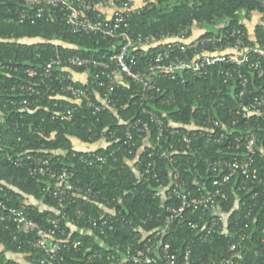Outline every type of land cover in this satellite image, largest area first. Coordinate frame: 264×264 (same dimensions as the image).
Wrapping results in <instances>:
<instances>
[{
  "label": "built area",
  "instance_id": "2783aa9c",
  "mask_svg": "<svg viewBox=\"0 0 264 264\" xmlns=\"http://www.w3.org/2000/svg\"><path fill=\"white\" fill-rule=\"evenodd\" d=\"M149 2L151 0H0V16L12 23L51 22L63 27V33L95 36L99 42H118L113 45L112 54L106 51L100 57L73 54L45 60L37 53L35 63L31 65L0 57V97L5 94L4 83L10 89L9 95H3L5 108L12 107L24 117L26 114L35 115L41 107H45L52 122L68 120L84 109L101 122L106 113L118 117L119 102L122 100L117 96L118 89L129 87L131 80L136 84L139 97L135 104L141 109L140 115L135 118L128 115L126 121L120 119L107 125L102 129L105 135L94 143H88L96 147L85 150L70 165L61 157L54 158L64 154V151L34 150L24 144L6 154L11 165L27 170L34 178H43L46 184L42 191L56 200L55 215L49 213L42 220L35 219L31 212V209L34 210L31 205L34 204L27 199L32 196L18 190L16 195L12 187L0 179V224L12 234V241L19 243L20 247L39 250L41 255L37 261L40 264H87L92 261L90 256H85L87 259L80 262L67 259L63 254L73 250L79 252L83 248L85 252L92 249L73 234L77 221L87 215L80 207L74 213L69 211V206L78 200L99 205L96 214L87 215L86 223L91 234L95 231L109 239L117 231L116 225L127 223L122 211L117 212L108 197L104 196L105 202L100 201L103 196L101 190L75 180V168L77 163L86 168L108 165L116 159L121 147L134 154L137 147L134 133L148 134L142 139L143 147L139 151L148 149L147 158L144 163L138 160L129 162L136 165L141 181L155 183L154 195L163 198L166 206L162 213L155 216L158 225L150 232L143 230V238L135 235L127 244L113 245V252L108 256L109 264H201L193 258L190 247L179 259L171 241L166 240L173 227L187 225L199 230L204 240H210L215 235L229 239L228 254L221 256L220 264H247V241L257 230L252 229L250 221L260 195L254 189L264 185V91L248 97L251 94L249 73L258 80L264 78V35L258 38L256 29L252 35L238 26L214 34H207L211 30L203 29L197 35H189L196 27L192 25L183 26L174 33L137 34L132 29L131 16L140 8V3L146 5ZM262 4L264 6V0ZM256 13L259 15L257 24L264 31V14ZM1 39L11 41L12 36L5 35ZM18 41L27 44L36 42L28 37ZM55 44L63 48L72 46L62 40ZM153 47L155 57L147 58L143 70L135 72L133 68L138 66L136 56ZM217 63L222 64L220 74L223 82L222 86L214 89L216 94L220 93L215 99L218 105L227 102L225 84L236 79L239 85L237 104L230 107L229 119L224 120L218 114L216 104L202 107L203 118L190 123L173 119L167 121L165 111L158 113L152 108L156 100L162 106L176 103L174 95L168 94L161 86V79H176L178 72V81L185 84L190 74L208 77L211 67ZM79 68L80 71H76ZM4 120V110L0 106V121ZM151 123L156 133L154 138L150 136ZM241 123L244 127H238L239 133L235 135L233 131ZM120 141L123 142L114 149L97 150H107ZM224 143L227 144L224 147L227 156L209 159L203 166L198 163L191 165L179 155L181 152L194 155L203 149L218 150L215 146L220 147ZM3 153L0 145V157ZM230 153L232 155L228 156ZM185 171L193 175L192 183ZM234 179L237 180L232 184ZM230 191L252 193L251 201L239 197L231 210H247L246 221L240 228L230 225L233 224L227 210ZM173 197L179 203L172 201ZM128 223L132 224V221ZM73 225L75 229L71 228ZM135 241L140 245L136 246ZM97 254L95 250L93 255Z\"/></svg>",
  "mask_w": 264,
  "mask_h": 264
},
{
  "label": "trees",
  "instance_id": "16d2710c",
  "mask_svg": "<svg viewBox=\"0 0 264 264\" xmlns=\"http://www.w3.org/2000/svg\"><path fill=\"white\" fill-rule=\"evenodd\" d=\"M256 12L264 14L262 0H151L148 4L140 7L135 14H132L131 24L135 33L143 35L174 33L186 25L200 26L205 30H211V33L207 34L226 31L234 26L249 32L247 22L252 21L254 18L257 20ZM255 29L258 38L264 35L261 25L257 22L254 25ZM62 30L63 27L51 22L18 25L0 16V37L12 36L11 41L0 40V57L13 58L22 65L25 63L31 65L35 63L34 57L37 53L41 54L45 60L57 55L73 54L85 57H100L106 51L112 54L113 45L118 44L114 40L99 42L95 36L63 33ZM190 34H196L195 30L193 29V33L191 30ZM24 37L33 38L36 42L33 44L19 43L18 40ZM16 40L17 42H15ZM61 40L70 43L72 46L63 48L62 45L55 44V42ZM136 57L138 66H134L133 69L135 72L142 71L146 66L147 58L153 59L155 57V48L144 49ZM221 67L222 64L217 63L211 67L209 76L204 78L192 74L187 75L188 81L185 84L178 81V72L176 79H161V86L168 94L174 95L176 103L162 106L156 100L153 102L152 108L158 113L165 111L167 121L173 119L174 121L190 123L200 121L203 118L202 107L207 108L216 104L218 114L224 120L229 119L230 107L237 104L236 95L239 91V85L236 79H232L225 84L224 92H226L227 102L223 103L222 106L218 105L215 99L219 98L220 93L216 94L214 89L223 85L220 74ZM76 71H80V68ZM249 77L251 94L248 97L262 94L264 91V78L258 80L251 73H249ZM180 78L181 75L179 74ZM130 83L129 87L118 89L117 96L122 98L119 102L118 117L106 113L101 122H97L95 117L89 115L87 110L84 109H80L72 118L63 119L59 122L51 121L50 114L45 107H41L35 115L26 114L21 117V113L16 112L12 107H4L3 95H9L10 93L9 85L4 83L3 92L5 94L0 97V106L4 110L5 116V120L0 121V145L4 149V153L0 157V179L8 183L16 195L19 194L16 192L18 190L24 195L42 201L44 206L53 208L48 209L38 207L35 204L31 205V208H34V210L31 209V212L35 219L42 220L49 213L55 215L56 200L42 191V187L46 184L43 178H34L29 175L27 170L11 165L6 159V154L17 150L24 144L26 148L34 150L45 148L64 151V154L56 155L54 158L61 157L66 164L70 165L77 156L85 153V150L80 149L79 146V148L76 147L74 139L83 144L94 143L105 135L102 129L107 125L114 124L120 119L126 121L129 118L128 115L133 116V118L140 115L141 109L138 104H135V101L139 98L136 92V84L131 80ZM149 127L152 132L150 136L154 138L156 136L153 131L154 125L151 123ZM238 127L242 129L244 123L238 124L236 130L233 131L235 135L239 133ZM258 131L261 132L262 130ZM52 133H54L53 137L51 136ZM146 135L148 136L146 133L144 135L134 133V140L137 143L135 153L129 154L124 150V147H121L116 154V159H112L108 165L100 168H86L77 163L75 180L80 181L82 184H90L95 189L101 190L103 196L100 201L105 202L104 196L108 197L116 211H122L124 217L127 218V223L116 225L117 231L109 239L95 231L89 234L88 231L91 229L86 223L87 215L96 214L99 205L86 200H78L71 204L69 206L71 213H74L80 207L87 214L77 221L74 237L84 240L85 246L92 247V249L87 250V252L84 251V248L79 252L76 250L68 254L64 252L63 254L67 259L83 262L87 259V256H90L92 261L87 264H109L108 256L113 252L114 244H127L134 239L135 235H138L141 239L143 238V230L150 232L158 225L155 216L164 211L166 203H164L163 198L155 197V183L141 181L137 175L136 165L129 162V160H138L144 163L146 160L148 149L139 153L141 147H143L142 139ZM122 142L110 146L107 150L104 148L97 150L100 152L108 151L119 147ZM226 145L224 143L220 147H218L219 145L215 146V148H219L218 150L203 149L201 153L194 155L183 154L182 152L179 155L183 161L189 162L191 165L198 163L203 166L209 159L227 156V149L224 148ZM262 145H264V138L262 139ZM231 155V153L228 154V156ZM259 155H261V152ZM189 156H191V160H188ZM185 174L189 182L192 183L193 175L186 171ZM196 177L197 175L194 176V179ZM199 178L200 176H198V180ZM236 180H232V184H235ZM254 190H258L260 195L257 198V206L251 215L250 221L254 227L252 229L257 228V230L253 238L247 241L249 249L245 252V256L247 264H264V185H258ZM229 193L231 198L227 210L230 222H233L230 225L240 228L246 221L245 214L247 210H236L235 212H231V210L239 197L251 201L252 193L246 191L241 193L230 191ZM24 195L21 196L24 198ZM171 200L179 203V200L177 201L175 197ZM239 215L240 218L237 219ZM145 219H147L146 223L144 222ZM129 220L132 221V224L128 223ZM12 240V234L4 230L0 224V244L4 246V250L0 251V264H21L8 258L6 256L8 251L24 253L28 262H30L29 264H40L37 261L41 255L39 250L28 246L20 247L19 243ZM166 240L171 241L173 251L178 254L179 259H182L184 250L190 247L193 251V258L199 260L201 264H213V261L220 264L221 256L228 254V238L215 235L210 240H204L199 230L191 229L188 225L173 227L167 234ZM136 244L140 245L135 241ZM95 250L98 252L97 255H93Z\"/></svg>",
  "mask_w": 264,
  "mask_h": 264
},
{
  "label": "crops",
  "instance_id": "0c3cea01",
  "mask_svg": "<svg viewBox=\"0 0 264 264\" xmlns=\"http://www.w3.org/2000/svg\"><path fill=\"white\" fill-rule=\"evenodd\" d=\"M257 18H259V15L258 14H257ZM247 25H248V23H247ZM196 28H198V26L194 27V30H195V33H196L195 35H197V34H199V33H201L203 31V28H198L199 30H196ZM248 30L253 35V33H254V26L253 27L251 26V28H249V26H248ZM80 144H83V143H80ZM83 145L86 146V148H80L82 150H89V149H91V148L94 147V145L88 144V143H84ZM27 199L30 200L32 204H35L38 207L53 209L51 207L44 206V203L42 201H39V200L35 199L34 197H29ZM71 228L72 229H75L76 226L73 225V226H71ZM90 231H88L89 234H91ZM74 232H75V230H74ZM74 232H73V234H74ZM2 250H4V246L2 244H0V251H2ZM6 256L8 258H11V259L17 261L18 263H21V264H29L30 263V262H28V259L26 257V254L21 253V252L8 251L6 253Z\"/></svg>",
  "mask_w": 264,
  "mask_h": 264
},
{
  "label": "rangeland",
  "instance_id": "374dc122",
  "mask_svg": "<svg viewBox=\"0 0 264 264\" xmlns=\"http://www.w3.org/2000/svg\"><path fill=\"white\" fill-rule=\"evenodd\" d=\"M256 22H257V20L254 18L251 22L250 21H248L247 23H248V26H249V28H251V26L253 27L254 25H256ZM198 28H201L200 26H198ZM198 28H196V30H199ZM74 141V144L76 145V147L77 148H86V146H84L83 144H80V142L78 141V140H73ZM92 145H94V147L93 148H95L96 147V145L95 144H92ZM79 146V147H78Z\"/></svg>",
  "mask_w": 264,
  "mask_h": 264
},
{
  "label": "clouds",
  "instance_id": "9594fccd",
  "mask_svg": "<svg viewBox=\"0 0 264 264\" xmlns=\"http://www.w3.org/2000/svg\"><path fill=\"white\" fill-rule=\"evenodd\" d=\"M142 6H144V5H142V3H140V6H139V7H142ZM24 38H27V37H24ZM24 38H23V39H24ZM23 39H21V40L23 41Z\"/></svg>",
  "mask_w": 264,
  "mask_h": 264
}]
</instances>
